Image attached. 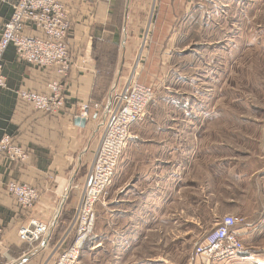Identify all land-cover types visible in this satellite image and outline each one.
I'll return each instance as SVG.
<instances>
[{
  "label": "crops",
  "instance_id": "0c3cea01",
  "mask_svg": "<svg viewBox=\"0 0 264 264\" xmlns=\"http://www.w3.org/2000/svg\"><path fill=\"white\" fill-rule=\"evenodd\" d=\"M17 1L0 0V33ZM55 1L64 6L70 23L66 44L71 66L67 77L58 78L54 70L19 61L11 45L2 57L6 88L0 90V139L9 137L12 143L27 152L28 159L26 162L0 160V264H49L51 253L58 256L71 244L72 214L78 204L79 189L90 172L98 138L108 117L104 111L91 107L85 127L75 125L73 120L80 116L83 104L97 103L102 109L107 107L110 98L119 91L115 90L119 72L130 63L126 76L133 77V81L138 83L137 79L145 74L154 76L144 66L153 47L165 42L169 27L164 22L165 15L169 11L174 13L169 0ZM27 32L30 34L33 30ZM106 48L114 54L117 64L109 74L103 53ZM114 69L116 78L111 83L114 86L111 92V86L107 87L105 81L115 77ZM52 81L61 83L64 98L56 113H42L19 101L17 91L48 94L47 84ZM135 125L129 129L127 146L115 168L114 176L117 177L113 176L106 198V211L110 213L108 232L103 231V236L98 233L96 248L83 251L77 264H167L164 258L151 260L150 249L145 245L149 222L156 227L160 221L172 220L185 209L179 205L189 202L187 197L191 191L187 190L192 184L187 179L199 157H208V146L199 143L180 147L169 143V139L165 145L161 141L150 144L147 141L161 137L160 134L144 138L141 133H132ZM163 135L170 136L168 132ZM223 160V157L221 161L217 160L219 162L214 166L220 171L227 167L233 169L232 179L240 187L247 183V175L239 174L241 171L230 161L225 167ZM209 170L207 166L202 182L205 185L201 188L202 202L213 191ZM261 180L263 182V179L259 182ZM119 181L120 186L117 185ZM8 182L32 186L39 191V200L31 214L23 213L7 194ZM241 198L244 199L239 201L242 206L223 204L217 215L249 208L247 197L241 195ZM31 218L44 224L51 223L55 227L53 235L51 230L49 232L52 238L43 237L32 245L21 243L17 231ZM143 228L145 233H142ZM237 230L242 241L252 231L244 226ZM106 239L109 247L102 246Z\"/></svg>",
  "mask_w": 264,
  "mask_h": 264
},
{
  "label": "rangeland",
  "instance_id": "374dc122",
  "mask_svg": "<svg viewBox=\"0 0 264 264\" xmlns=\"http://www.w3.org/2000/svg\"><path fill=\"white\" fill-rule=\"evenodd\" d=\"M168 2L174 13L169 11V17L164 18L169 25L165 42L153 47L144 66L154 76L145 74L137 79L138 84L153 89V98L132 133H141L144 138L159 133L162 138L152 137L153 140L147 141L150 144L161 141L165 145L167 139L180 147L207 144L209 153L208 157H199L200 161L192 167L187 179L192 184L187 190L191 191L187 197L189 202L179 205L185 209L172 220L160 221L156 227L149 222L145 245L150 249L151 260L164 258L167 264H201L195 257L196 244L224 216L230 215L242 218L244 227L252 229L250 235L243 238L246 257L212 264H264V0ZM103 53L109 74L116 68L115 56L109 48ZM130 65L121 70L117 78L114 69L115 77L105 81L109 87L116 78L115 90L119 91L112 99L125 91ZM167 132L170 136H162ZM222 157L225 167L232 163L242 172L239 174L247 175V183L240 187L232 179L233 169L227 167L220 171L214 166ZM207 166L213 191L209 200L202 202L201 188L205 185L202 182ZM117 185L120 186V181ZM109 189L94 208L95 245L98 233L103 236V231L108 232L110 213L105 205ZM240 194L247 197L249 208L217 215L223 204L242 206L239 201L244 199H240ZM45 225L49 229L41 238L49 240L52 238L49 232L51 230L53 235L55 227L51 223ZM75 237L74 231L72 242ZM102 242L103 247L110 246L108 239ZM56 258L57 255L51 253L49 264H54Z\"/></svg>",
  "mask_w": 264,
  "mask_h": 264
},
{
  "label": "built area",
  "instance_id": "2783aa9c",
  "mask_svg": "<svg viewBox=\"0 0 264 264\" xmlns=\"http://www.w3.org/2000/svg\"><path fill=\"white\" fill-rule=\"evenodd\" d=\"M11 13L0 33V90L6 88V78L2 74V57L10 45L19 61L40 69L54 70L58 78H66L71 66L66 44L70 23L64 6L55 0H18L12 6ZM28 29H32L33 33L29 34ZM127 80L126 91L116 94V98H110L104 110L108 117L107 123L99 137L90 172L80 186L78 204L74 209L72 227L75 240L57 256L54 264H76L82 250H93L97 246L96 237L92 233L95 205L110 187L117 162L127 146L130 127L142 120L153 98V89L136 83L133 77L129 76ZM61 87L60 82L52 81L47 84L48 94L22 90L16 93L21 103L31 105L39 112L52 114L63 105ZM91 105L80 106L79 115L82 118L87 117L90 109L101 108L96 103ZM3 158L26 162L28 156L23 148L5 136L0 139V160ZM5 189L23 213L31 212L40 197L36 188L18 182H8ZM244 224L242 218L224 216L196 244V260L201 264H212L244 259L247 249L237 230ZM48 229L44 223L31 218L27 225L19 227L17 237L30 245L46 234ZM1 232L0 227V235Z\"/></svg>",
  "mask_w": 264,
  "mask_h": 264
},
{
  "label": "water",
  "instance_id": "95a60500",
  "mask_svg": "<svg viewBox=\"0 0 264 264\" xmlns=\"http://www.w3.org/2000/svg\"><path fill=\"white\" fill-rule=\"evenodd\" d=\"M114 86H111V88H110V90H111V92H113L114 90ZM86 119L85 118H81V117H76L74 120H73V123L75 124V125H78V126H80L81 128H83V127H85V125H86Z\"/></svg>",
  "mask_w": 264,
  "mask_h": 264
},
{
  "label": "bare ground",
  "instance_id": "6f19581e",
  "mask_svg": "<svg viewBox=\"0 0 264 264\" xmlns=\"http://www.w3.org/2000/svg\"><path fill=\"white\" fill-rule=\"evenodd\" d=\"M125 89H126V87H125ZM125 89H124V90H125ZM125 91H126V90H125ZM125 91H124V92H125ZM124 92H123V93H124ZM123 93H122V94H123Z\"/></svg>",
  "mask_w": 264,
  "mask_h": 264
}]
</instances>
